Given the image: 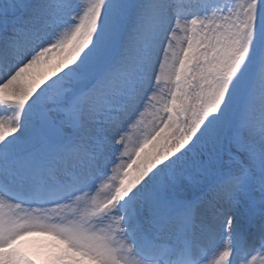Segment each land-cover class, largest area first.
<instances>
[{
  "label": "bare ground",
  "instance_id": "obj_1",
  "mask_svg": "<svg viewBox=\"0 0 264 264\" xmlns=\"http://www.w3.org/2000/svg\"><path fill=\"white\" fill-rule=\"evenodd\" d=\"M32 1L28 8L40 17L29 22L34 28L48 13L51 23L60 12L46 11L45 0ZM117 3L108 24L107 7H97L107 24L99 44L93 41L103 22L91 20L94 11L81 22L66 16L80 29L67 34L57 65L84 59L88 72L107 69L84 86L78 99V135L53 146L43 134L36 137L34 125L22 117L28 105L39 104L35 87L61 76L56 67L52 71L30 60L39 40L29 38L31 26L5 32L6 23L12 26L23 17L10 15L19 13L24 1L0 0V254L13 253L14 264H165L139 256L141 249L150 254L167 248L168 264L178 259L183 264H264V71H256L252 81L258 99L244 107L235 125V143L243 153L225 152L219 133L209 140L182 136L181 117L200 102L196 84L209 73L202 55L211 22L218 23L224 11L235 18L233 4L135 0L126 19L122 0ZM222 30L232 40L242 39L239 30ZM43 33L38 35L46 37ZM111 51L114 59L107 64ZM247 52L244 46L242 55ZM222 79L231 87L229 106L216 108L210 118L226 128L239 88L233 76ZM74 83L66 87V96L76 97L81 90ZM224 87L216 91L205 84L201 89L217 96ZM201 108L213 110L207 103ZM223 114L229 119L223 121ZM104 145L100 150L112 157L93 168L88 158L99 155ZM223 160L234 163L232 174L245 188L225 181L204 193ZM47 196H54L52 202L35 201ZM170 238L174 251L163 245Z\"/></svg>",
  "mask_w": 264,
  "mask_h": 264
},
{
  "label": "rangeland",
  "instance_id": "obj_2",
  "mask_svg": "<svg viewBox=\"0 0 264 264\" xmlns=\"http://www.w3.org/2000/svg\"><path fill=\"white\" fill-rule=\"evenodd\" d=\"M22 1H24L22 10L17 14L13 13L10 15V18L19 17L21 14H23V17L17 21L19 23L16 22L12 26L7 27L6 23L3 26L8 28L5 30V32L7 31L6 34L10 35V30L12 32L18 25L20 28H26V26L28 28V26H31L30 31L33 30L30 34L32 39H35V41L37 39L39 40L36 42L37 45L35 48L31 49L30 51V60H33L34 63L40 67H47L52 71L56 67L57 74H60L58 76H61V80L53 81V79V82H48V80L45 82L43 80V83L40 87H35L39 104L28 105L30 108L27 107L28 112L26 114L24 113L22 118H24L23 121L28 120L34 125V132L37 134L36 137L42 133L44 135H41L42 138L47 139L51 145L59 146L61 145L60 142L62 140L68 138L72 139L75 137V135H78L76 134V125L78 123V111L80 108L76 106V104L79 101L78 99L82 98L81 95H83V92H86L84 86L87 84L88 88L89 84H92L97 78H99V75L103 74L107 69V66H103V68H95V70L92 72H88L86 60L84 59L74 60L69 66L59 64L57 65V62H59L61 59L59 52L62 50V48H60L63 45L62 43L69 41L70 31L73 28V30L80 29V24H71L69 21H66V19L68 20L66 16L67 14L74 15V18L81 22L84 21V19L85 21L89 19L92 11H94L92 13L93 15L91 16V20L94 21L96 19L97 21L102 20L103 22V25L96 29V34L93 41L94 43L99 44L102 37L104 36L102 28L106 26L109 21L111 22L112 17L111 15L109 16V14H112L113 12L117 13L116 8L119 4H116L117 0H97L100 3L98 5L96 4L95 6L91 4V2L95 0H89L90 2L88 0H63L64 3H58V1L60 2L61 0H45L42 1V3L46 7L49 6L47 9L45 8L46 11L50 12V10L54 8V10H59L60 12H58V16L54 17V20L51 21V23L50 14L48 13V16H45V18L41 20V26L34 28V26L32 24L30 25L29 22L34 23L35 20L40 19L38 16L35 18L34 14H32V4L34 3L32 0ZM134 1L135 0H122L124 9L128 14L126 19H128V16L130 15ZM229 1L231 4H233L232 6L235 9V18H230L225 11L220 14V16L224 19V22H222V18L220 16V21L218 23H215L216 20L213 18V22H211L210 26L211 30L209 32L208 45L203 49L202 55L206 69L204 71H208L209 73H206L203 77L204 79L201 82H197L196 84L198 86V90L196 92L198 93V96L201 98V100L200 102H194L190 113L181 117V124L183 128L182 136H188L190 139H198L200 136H203L205 137L204 140H209L208 137L214 133H219L222 137V146L225 148L224 151L230 152L231 156L235 157V154L243 153L240 147H237L235 143V125L239 123V118L244 112V107L250 104V102H254L258 99V97L252 94V81L255 78L256 71H264V0ZM30 4L32 5L31 9L28 8ZM114 4L115 7L113 6ZM98 6L103 8L104 6L107 7V24L105 23V19H102V14L97 9ZM95 8L97 11H95ZM221 9H223V6H221ZM213 17H218V15ZM10 18H8V20ZM32 18L34 21H32ZM230 27L235 29V31L239 30L240 34L242 35V39L240 41L236 39L232 40L231 35L224 34V30H222V28ZM40 28L43 29L44 33L39 31ZM53 28H57V31L55 32H57L56 34H61V37H56L55 33H53ZM214 30H218L216 33L219 36L218 38L216 34L212 32ZM34 32L36 34H34ZM39 32L46 34L47 36L43 37L41 34H39L42 36L39 37ZM68 33L69 35H67ZM219 40H221L222 44L218 43ZM41 42L44 44H41ZM228 45H230L231 49L235 48V50H230ZM244 46L247 48L248 52L245 55H242ZM114 54V51L109 52L107 55V64H109L110 61L114 59ZM16 67L19 68L20 66ZM63 70H65L64 72L66 73L64 74V77L62 76ZM67 70L70 71V74L66 72ZM96 72H99L97 74L98 76H94V73ZM79 74H83L82 76H85L86 78H81ZM228 75L234 77L235 87L239 88V94L236 96V100L233 101L234 113H232V117H230L231 124L226 128H222L217 122L212 120L210 116H213L212 114L218 112L215 110L216 108L224 109L229 106L228 95L231 94V87H228L226 82H224L222 79ZM73 81L76 84H79L78 89L81 90L77 93L76 97H70L69 95L66 96V94H68L66 92V87L71 86ZM205 84L211 85L216 91H218L219 87L221 86L226 87H224L221 94L216 96L215 93H204V90L201 89V87H203ZM228 85L231 86V84ZM30 89L31 92L34 91L33 85L30 86ZM262 98L263 96H261V99ZM204 103H207V105H212L213 110L208 112L205 108H201V105ZM18 109L19 107L17 110ZM219 113L222 114V112ZM224 116L226 115L223 114V117H221L223 121L226 119ZM227 119H229V117ZM18 123V126H22L20 123ZM63 124L65 127H62V129L61 125ZM43 131L45 133L47 132V134H45ZM240 137L241 136L238 133L237 139ZM37 141L38 139H36L35 142ZM105 146L106 145L99 146V155L95 156L94 158L91 157L92 159L88 158V163L93 168H96V166L97 168H101L104 163L108 164L107 160L109 158L111 159L112 155H105L104 152H106V150H100V147L104 149ZM21 150H25V148H21L20 151ZM76 162H79V160ZM233 167V162L223 160L214 179L215 183L218 181L230 180L231 184H236L241 187V183L239 184L241 178H236L232 174ZM215 183L212 182L207 184V186L204 187L203 192L205 193L206 188L212 190ZM242 187L245 188L244 186ZM225 197L229 199L230 194H225L223 198ZM3 255L0 254V264H3V262H6V264H14V262L17 261V256L15 257L13 253L7 256Z\"/></svg>",
  "mask_w": 264,
  "mask_h": 264
}]
</instances>
